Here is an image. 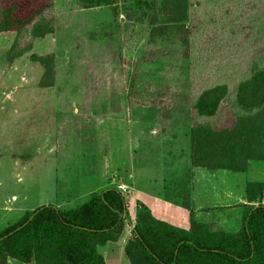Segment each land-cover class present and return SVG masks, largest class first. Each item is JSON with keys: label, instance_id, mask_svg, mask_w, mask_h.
I'll list each match as a JSON object with an SVG mask.
<instances>
[{"label": "rangeland", "instance_id": "obj_1", "mask_svg": "<svg viewBox=\"0 0 264 264\" xmlns=\"http://www.w3.org/2000/svg\"><path fill=\"white\" fill-rule=\"evenodd\" d=\"M153 15L131 1L120 0L114 16L109 6L53 0L43 14L53 32L0 33V230L39 202L67 209L88 200L64 192L95 181L94 159L108 161L107 174L127 187L120 190L131 221L144 204L157 218L184 222L187 210L162 199L192 195L216 215L241 204L247 182L264 183L263 160L240 172L192 166L188 141L195 94L222 80L232 85L249 57L264 55V0H187L183 18L165 21L146 45L161 23ZM30 53L54 55L52 86L39 85L43 69Z\"/></svg>", "mask_w": 264, "mask_h": 264}, {"label": "trees", "instance_id": "obj_2", "mask_svg": "<svg viewBox=\"0 0 264 264\" xmlns=\"http://www.w3.org/2000/svg\"><path fill=\"white\" fill-rule=\"evenodd\" d=\"M119 1L77 0V4L83 9L109 6L116 16ZM122 1L151 7L153 19L161 22L151 25L146 45L164 32L165 21L183 18L187 3L159 0L153 7L154 1L149 0ZM52 6L53 0H0V33L20 34L30 26L34 39L53 32V19L43 16ZM30 49L28 43L9 56V61ZM29 59L43 69L39 85L52 86L54 55L30 53ZM246 63L232 85L218 81L192 98L188 132L192 166L240 172L247 170L250 160L264 161V55L249 57ZM216 116L218 122H214ZM263 193V182L246 183L243 216L236 232L212 230L194 219L191 200L183 202L190 216L187 229L141 210L132 222L124 255L130 264H264ZM129 223L125 197L116 187H107L70 209L43 204L0 230V264H7L8 259L33 264H106L99 247L117 241Z\"/></svg>", "mask_w": 264, "mask_h": 264}, {"label": "crops", "instance_id": "obj_3", "mask_svg": "<svg viewBox=\"0 0 264 264\" xmlns=\"http://www.w3.org/2000/svg\"><path fill=\"white\" fill-rule=\"evenodd\" d=\"M55 75H56V68H55ZM126 148H127V152L130 153L131 147H130L129 140L127 142ZM123 149L125 150V145H124ZM93 167H94V169H93L92 173H93V175H96L95 181L92 184H90V186H87V188L84 190L86 192L82 191L80 193L77 192V193L72 194L69 192L71 190L70 189L69 191L64 192V195L67 196L68 198L73 197V196H75V197H79V196L87 197L88 196L90 198L92 195L101 192L103 189H105L107 187H116L117 189L120 190L121 186L124 187V190H122V189L121 190L123 192L124 191L126 192L127 187L124 185L122 179H115V177L117 176L115 174H112V176H109L107 174V170L109 168V162L108 161L101 160V159H94ZM76 186L80 187L82 189V187H83L82 181L80 180V182L77 183ZM57 188H59V186ZM80 188H76L75 190H78V189L80 190ZM192 193H191V195H192ZM263 195H264V193H263ZM192 196L193 197H191V201L193 203L192 208L194 210V219H196L199 222L207 224L212 230H224L226 232H236L239 229L240 224H241V220H242V216H243L242 204L245 203L244 199H243V201H241L240 205H236L237 207L228 208L226 212H222L220 210V211H218V213L216 215H212V213H211L212 210L210 209L209 205H207L205 203H198L196 196L195 195H192ZM262 198H263V196H262ZM162 202H164L168 206L174 205L175 208H177V209H179V207H182V208L187 210V212H188L187 218L186 219L184 218L185 220L184 219L181 220L184 222H180L178 224L170 223L174 226L187 229L190 225V216H189V210L183 205V203H172V202L165 200V199H162ZM261 202L264 204V200L261 199ZM39 203H40L39 205H41L42 202H39ZM55 205H57L61 209H65V208H63L64 204H62V203H57ZM139 208H140V211L141 210H148L150 212L149 209L144 207V204ZM33 209L34 208H31V210H33ZM67 209H70V208H67ZM31 210H28V211H31ZM28 211H25V212H28ZM127 213H128V211H127ZM138 213L139 212L135 213V217L137 216ZM128 218H129V213H128ZM155 218L159 219V220L166 221L162 218H157V217H155ZM132 222H133V220L128 225L126 224L124 230L122 231V233L119 236L117 241L108 242L105 245L99 247V251L104 256L106 264H130L124 255L123 249H124V246H125L127 240L131 236L130 232H131L132 226H133ZM212 224H217V225L212 227ZM231 228H234V229L231 230ZM8 264H33V263H23V262L16 261L15 259L14 260L9 259Z\"/></svg>", "mask_w": 264, "mask_h": 264}, {"label": "built area", "instance_id": "obj_4", "mask_svg": "<svg viewBox=\"0 0 264 264\" xmlns=\"http://www.w3.org/2000/svg\"><path fill=\"white\" fill-rule=\"evenodd\" d=\"M120 188H121L122 190H124V187H123V186H121Z\"/></svg>", "mask_w": 264, "mask_h": 264}]
</instances>
